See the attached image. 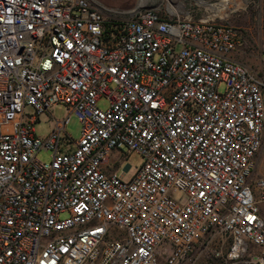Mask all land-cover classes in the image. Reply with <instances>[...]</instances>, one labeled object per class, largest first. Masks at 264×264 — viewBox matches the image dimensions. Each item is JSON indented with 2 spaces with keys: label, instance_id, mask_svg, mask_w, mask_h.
I'll use <instances>...</instances> for the list:
<instances>
[{
  "label": "built area",
  "instance_id": "1",
  "mask_svg": "<svg viewBox=\"0 0 264 264\" xmlns=\"http://www.w3.org/2000/svg\"><path fill=\"white\" fill-rule=\"evenodd\" d=\"M244 1L194 18L170 1L0 0V264H264V78L215 20ZM123 145L143 157L128 176L109 167Z\"/></svg>",
  "mask_w": 264,
  "mask_h": 264
},
{
  "label": "rangeland",
  "instance_id": "2",
  "mask_svg": "<svg viewBox=\"0 0 264 264\" xmlns=\"http://www.w3.org/2000/svg\"><path fill=\"white\" fill-rule=\"evenodd\" d=\"M108 6H117L125 10L132 9L137 6L140 0H100ZM177 3L178 13L181 15L190 14L194 18L205 16L208 13L216 12L211 8L210 3L217 0H146L143 5H153L164 8L167 2ZM205 1V2H204ZM205 3V4H204ZM229 7L220 8L215 16L216 21L225 22L238 27L244 38L245 43L239 53L242 55L240 59L250 64L259 74L264 78V64L260 58V49L264 43V0H245L244 3L235 7L228 2ZM231 8V9H230ZM233 8V9H232ZM224 83L219 84V89L223 90ZM98 104L101 107L107 106V101L102 97ZM67 113V108L63 103H56L50 107V113L45 111L40 114L39 119L34 123V130L38 135H45L50 130L54 123V119L62 118ZM81 124L77 116L73 113L70 115L66 124V131L74 138L80 135ZM37 155L41 159H50L51 155L45 148H41ZM111 165L109 167L122 166L128 162L130 168L126 176L131 174L136 167L140 165L143 160L142 155L133 149L126 146H121L120 149H114L110 155ZM114 164V166H112ZM254 176L264 175V130L263 140L255 156ZM176 197L183 199L181 191L175 192ZM261 214L264 217V201L261 202Z\"/></svg>",
  "mask_w": 264,
  "mask_h": 264
},
{
  "label": "bare ground",
  "instance_id": "3",
  "mask_svg": "<svg viewBox=\"0 0 264 264\" xmlns=\"http://www.w3.org/2000/svg\"><path fill=\"white\" fill-rule=\"evenodd\" d=\"M145 1L146 0H140V2H138L137 3V5H143L144 3H145ZM168 1V0H167ZM199 2H203L202 0H199ZM205 2V1H204ZM205 4V3H204ZM167 6L169 7V8H171V9H176L177 8V6H174V5H172V4H170V3H167ZM179 10V9H178Z\"/></svg>",
  "mask_w": 264,
  "mask_h": 264
},
{
  "label": "crops",
  "instance_id": "4",
  "mask_svg": "<svg viewBox=\"0 0 264 264\" xmlns=\"http://www.w3.org/2000/svg\"><path fill=\"white\" fill-rule=\"evenodd\" d=\"M232 57L238 59V60H241L240 57H242V55L239 53V52H234L232 54ZM260 207H261V204H260Z\"/></svg>",
  "mask_w": 264,
  "mask_h": 264
}]
</instances>
